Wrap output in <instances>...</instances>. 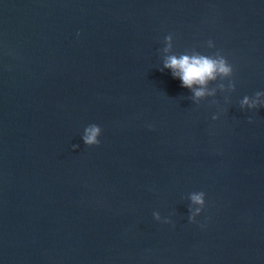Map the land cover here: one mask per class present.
Segmentation results:
<instances>
[{
  "label": "water",
  "instance_id": "water-1",
  "mask_svg": "<svg viewBox=\"0 0 264 264\" xmlns=\"http://www.w3.org/2000/svg\"><path fill=\"white\" fill-rule=\"evenodd\" d=\"M182 54L233 71L194 102ZM257 91L264 0H0V264H264Z\"/></svg>",
  "mask_w": 264,
  "mask_h": 264
},
{
  "label": "clouds",
  "instance_id": "clouds-1",
  "mask_svg": "<svg viewBox=\"0 0 264 264\" xmlns=\"http://www.w3.org/2000/svg\"><path fill=\"white\" fill-rule=\"evenodd\" d=\"M79 35V34H78ZM171 36H166L165 41H170ZM209 45L212 46V41L209 40ZM167 51V48L165 49ZM164 67L170 69L172 76L178 78L181 82V86L188 88L193 91V101L195 102L198 98H202L205 95H212V92H206L205 88L209 81L215 80L217 75L228 76L232 73V66L227 62L225 57L219 56V58H212L210 56L194 54L189 55H170L164 60ZM234 89V85H232ZM254 96L256 99H250L248 96H244L240 101V108L244 109L247 106L248 109H257L264 107V102L259 100V97L264 96V92L257 91ZM213 120L217 119V116H212ZM101 133V128L98 125H88L83 132L81 137L82 142L86 146L98 145L99 140L97 139ZM79 145H73V150L77 149ZM204 193L198 192L191 194L190 200L193 204L200 205L193 212L189 209V222H195V217L201 213L204 207ZM153 218L156 221H160L161 217L159 213L153 212ZM164 223H170L168 219L163 221Z\"/></svg>",
  "mask_w": 264,
  "mask_h": 264
}]
</instances>
